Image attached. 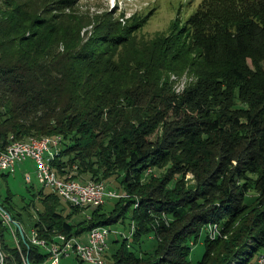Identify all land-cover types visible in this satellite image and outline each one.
Returning <instances> with one entry per match:
<instances>
[{"label": "trees", "instance_id": "16d2710c", "mask_svg": "<svg viewBox=\"0 0 264 264\" xmlns=\"http://www.w3.org/2000/svg\"><path fill=\"white\" fill-rule=\"evenodd\" d=\"M36 12L0 0V141L59 136L58 171L118 181L105 185L131 197L65 202L64 212L42 187L27 186L18 210L7 192L0 205L25 237L0 215L3 264H46L31 230L49 244L125 220L135 231L113 241L108 264H191L208 224L220 235L205 236L195 264H253L264 248V0L204 1L181 28L151 38L111 22L84 38L85 17Z\"/></svg>", "mask_w": 264, "mask_h": 264}, {"label": "rangeland", "instance_id": "374dc122", "mask_svg": "<svg viewBox=\"0 0 264 264\" xmlns=\"http://www.w3.org/2000/svg\"><path fill=\"white\" fill-rule=\"evenodd\" d=\"M27 4L36 10L39 16L50 17L51 13H73L74 16L85 17V20L89 23L85 25L81 30V36L86 38L92 31V25H102L103 23H116L121 26H131L138 28L135 32L138 36L144 38H151L157 34H167L172 29L180 27L185 24L187 20L192 17V14L203 4L204 1L208 0H75L73 6L64 10H53L58 9L60 2L55 3L58 0H26ZM221 1V0H219ZM236 0H233V3ZM56 15V14H53ZM84 20V21H85ZM83 21V22H84ZM86 35V36H85ZM249 63V60H248ZM171 79H174L173 77ZM175 83L173 88L175 91L180 90L189 78L184 74L174 80ZM36 165L32 160H26L25 162L18 165L14 172L3 177L2 171H0V202L3 197L10 193L12 195V202L15 209L18 210L22 205V198H27V186L32 187L35 192L40 191L42 185H40L35 178ZM70 171H74V168ZM154 175H160L162 171L149 169ZM178 177V176H177ZM186 179L190 178V175L185 176ZM26 178V179H25ZM107 183L113 186L118 181L106 180ZM106 182H102L104 185ZM113 182V184H112ZM106 187V185H105ZM43 188V187H42ZM107 188V187H106ZM45 191L47 189L43 188ZM109 190V188H107ZM115 191L120 196L119 199L130 198L123 191L117 190L115 187L110 189ZM8 192V193H7ZM32 192V190H31ZM251 194H253L251 192ZM113 199V198H110ZM108 199V200H110ZM117 199V198H114ZM114 200L108 201L109 205H113ZM63 210L68 211V207L63 202ZM108 207V205H107ZM135 207V205H134ZM92 208L84 209L80 213L76 214L72 221L80 219L88 215ZM128 220H125V227L117 224L116 226L110 227L109 230H116L122 232L124 235L129 232L130 226H128ZM132 224V223H131ZM27 228L25 229V231ZM205 232L199 235L197 241L191 245L188 260L191 264H195L201 259L204 252L203 240L205 238ZM116 238H124L123 235L110 233L107 239V246L104 253V264H108L111 261V255L115 250L113 241ZM86 239V233H83L79 240L83 241ZM131 237L127 238L130 241ZM141 248L143 250L151 249L155 244V239L149 236L143 239ZM45 251V250H44ZM59 264H87L85 262H78L74 256H67L59 259Z\"/></svg>", "mask_w": 264, "mask_h": 264}, {"label": "built area", "instance_id": "2783aa9c", "mask_svg": "<svg viewBox=\"0 0 264 264\" xmlns=\"http://www.w3.org/2000/svg\"><path fill=\"white\" fill-rule=\"evenodd\" d=\"M60 142L35 139L15 140L8 137L6 141H0V171L12 173L15 168L26 160H32L36 165L35 178L43 188L54 192L64 202L77 207H94L103 203L106 199L120 198L115 191L108 190L102 182H81L75 178L74 171H64L63 179L53 180L49 172H46L45 161L48 150H60ZM59 159V157H58ZM26 179V178H25ZM0 215L6 222H11L25 237L24 232L17 222L11 220L9 214L0 205ZM217 234L219 227L215 226ZM135 231V226L130 225L129 232L124 235L107 227H96L86 232V241H79L76 237L66 239L63 235H57L53 242L47 244L43 239L36 238L34 230L29 232L31 243L40 245L47 253L46 264H59L61 257L73 255L87 264H104V253L107 239L110 233L121 234L129 238ZM0 264H3V254L0 251ZM253 264H264V248L258 254Z\"/></svg>", "mask_w": 264, "mask_h": 264}, {"label": "bare ground", "instance_id": "6f19581e", "mask_svg": "<svg viewBox=\"0 0 264 264\" xmlns=\"http://www.w3.org/2000/svg\"><path fill=\"white\" fill-rule=\"evenodd\" d=\"M57 138V140L60 142L61 138L59 136H54V137H49V136H43L39 139L40 140H46V141H54V138ZM38 137H27V139H35ZM61 146V145H60ZM60 150H48L47 151V158L45 161V169L46 172H49L50 176L52 177V179L55 180H61L63 179V172L61 173L60 171H58L55 166H54V161H56V159H58V157H60ZM131 225L134 226V224L132 223ZM216 224H208L206 227H203L205 235L207 236L208 239H215L217 236L220 235V232L217 234L216 228H215ZM23 232V230H22ZM193 245V244H192ZM264 247V246H263Z\"/></svg>", "mask_w": 264, "mask_h": 264}, {"label": "crops", "instance_id": "0c3cea01", "mask_svg": "<svg viewBox=\"0 0 264 264\" xmlns=\"http://www.w3.org/2000/svg\"><path fill=\"white\" fill-rule=\"evenodd\" d=\"M86 235H87V233H86ZM76 238L79 240L80 236L76 237ZM79 241H81V240H79ZM84 241H86V239H84L82 242L84 243ZM70 256H73V255H70Z\"/></svg>", "mask_w": 264, "mask_h": 264}]
</instances>
